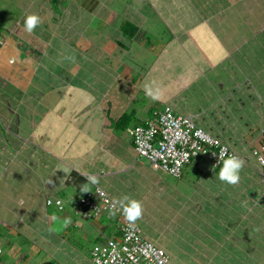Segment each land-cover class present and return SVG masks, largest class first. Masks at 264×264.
Returning <instances> with one entry per match:
<instances>
[{"label": "crops", "instance_id": "obj_1", "mask_svg": "<svg viewBox=\"0 0 264 264\" xmlns=\"http://www.w3.org/2000/svg\"><path fill=\"white\" fill-rule=\"evenodd\" d=\"M0 29V264H92L123 215L78 214L85 185L141 201L168 264H264V0H0ZM164 105L245 161L238 185L203 156L175 179L135 154L127 129Z\"/></svg>", "mask_w": 264, "mask_h": 264}, {"label": "built area", "instance_id": "obj_2", "mask_svg": "<svg viewBox=\"0 0 264 264\" xmlns=\"http://www.w3.org/2000/svg\"><path fill=\"white\" fill-rule=\"evenodd\" d=\"M2 43L0 29V46ZM127 133L139 158L175 179L182 177L184 167L194 158L203 156L213 167H219L223 166V160L219 159L222 148H226L228 154L239 156L219 137L200 127L191 115L176 113L170 105L154 111L144 123L128 128ZM250 155L264 179V164L260 163V158L264 157V124ZM112 202L103 189L96 187L85 194L75 211L83 217L101 211L110 213ZM46 203L63 208L60 200H47ZM121 214L117 212L116 215ZM118 221L119 236L106 240L90 252L92 264H168L169 257L164 249L148 241L140 229L130 225L124 217Z\"/></svg>", "mask_w": 264, "mask_h": 264}, {"label": "clouds", "instance_id": "obj_3", "mask_svg": "<svg viewBox=\"0 0 264 264\" xmlns=\"http://www.w3.org/2000/svg\"><path fill=\"white\" fill-rule=\"evenodd\" d=\"M41 23L42 20L39 15L35 13L28 14L24 18V31L31 34ZM10 62H14V60ZM144 92L147 97L154 101L159 100L162 95V90L156 85L155 81L145 84ZM185 159H187V154H185ZM219 159L223 160V166L219 171L218 179L230 186L238 185L241 180L240 173L245 165V161L236 154H228L226 148L221 149ZM260 163L264 164V157L260 158ZM96 182V178L92 177L91 183ZM80 191L82 193L90 192L87 185L82 186ZM102 194L103 193H101V195ZM117 212L122 213L123 217L130 225H135L143 216L144 206L141 201L124 195L114 199L112 202L110 215L115 216ZM69 223L70 221L66 219L64 221V226L66 227Z\"/></svg>", "mask_w": 264, "mask_h": 264}, {"label": "rangeland", "instance_id": "obj_4", "mask_svg": "<svg viewBox=\"0 0 264 264\" xmlns=\"http://www.w3.org/2000/svg\"><path fill=\"white\" fill-rule=\"evenodd\" d=\"M257 97V96H256ZM252 118V117H251ZM256 137V135H254V138ZM258 214V213H257ZM261 214L262 215H264V210L263 211H261ZM264 218V217H263ZM257 228V229H256ZM255 229H256V231H259L260 229H264V226H259V223L257 224V226L255 227ZM249 230H250V228H249ZM251 231H253V229H251ZM262 236V235H261ZM263 238V237H262ZM6 259V257L5 256H3L2 258H1V261L3 262L4 260Z\"/></svg>", "mask_w": 264, "mask_h": 264}]
</instances>
